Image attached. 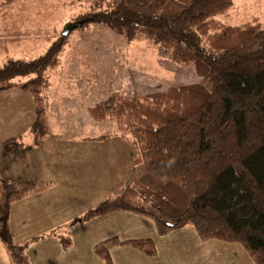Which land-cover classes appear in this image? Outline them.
Masks as SVG:
<instances>
[{
	"label": "trees",
	"instance_id": "1",
	"mask_svg": "<svg viewBox=\"0 0 264 264\" xmlns=\"http://www.w3.org/2000/svg\"><path fill=\"white\" fill-rule=\"evenodd\" d=\"M89 3L43 54L0 63V91L17 87L33 97L36 140L46 133L47 72L59 66L72 33L90 24L109 27L127 43L141 42L159 57L192 62L202 80L133 97L115 92L88 109L96 121L112 122L136 155L128 179L81 219L120 210L150 219L159 235L192 226L202 241L239 244L253 264H264V26L219 21L233 0ZM15 145L7 141L4 148ZM47 186L0 176V239L10 264H31L11 238L10 207ZM61 243L66 247L69 241L61 237ZM125 243L155 253L151 239ZM120 244L112 238L94 251L104 264H113L109 249Z\"/></svg>",
	"mask_w": 264,
	"mask_h": 264
},
{
	"label": "crops",
	"instance_id": "2",
	"mask_svg": "<svg viewBox=\"0 0 264 264\" xmlns=\"http://www.w3.org/2000/svg\"><path fill=\"white\" fill-rule=\"evenodd\" d=\"M69 42L70 38L62 48L59 66L47 74L46 133L41 139L36 140L31 133L35 119L31 93L17 87L0 91V176L13 182L48 183L45 189L14 202L9 211L11 238L25 248L30 263L102 264L94 251L95 245L116 238L121 244L109 249L112 262L118 263V256L129 255L142 261L141 264H159L156 243H167L164 249L169 253L174 249L172 244L190 237L195 248L218 247L222 254L216 260L207 259L205 254L203 259L198 256V262L189 259L186 264H238L237 255L253 264L238 245L222 241L202 243L191 226L158 235L150 219L120 210L81 219L104 200L111 188L125 182L122 181L129 160V141L116 133L112 122L96 121L88 109L112 93L129 94L126 90L97 94L96 73L89 69V56L81 48L68 49L65 56L68 47H64ZM102 124L108 126L107 130L96 129ZM7 141L16 147L5 150ZM112 175L117 182L114 186ZM89 190L90 199L84 193ZM61 237L69 241L66 248ZM136 239L154 240L155 253L147 256L141 250L132 251L139 249L125 241ZM6 262L10 264L0 239V264Z\"/></svg>",
	"mask_w": 264,
	"mask_h": 264
},
{
	"label": "rangeland",
	"instance_id": "3",
	"mask_svg": "<svg viewBox=\"0 0 264 264\" xmlns=\"http://www.w3.org/2000/svg\"><path fill=\"white\" fill-rule=\"evenodd\" d=\"M90 4L89 0H13L8 3L1 0L0 63L6 57L29 60L43 54L49 46L50 40L67 30L70 23L74 21V17L87 10ZM217 19L226 25L238 26L255 21L264 26V0H233L229 11L225 15L218 16ZM70 41L64 47V49L68 47L65 56L68 55L71 48L85 50L89 56V69L96 73L97 94L126 90L129 95L140 96L162 92L171 87L200 83L202 80L192 62L177 63L156 56L153 49L143 46L141 42H130L126 45L122 35L98 23L90 24L85 30L73 32ZM117 75L120 77L117 78ZM107 128L106 124L96 126L97 130L103 129L102 131ZM127 147L129 160L126 178L122 182L126 181L130 175L133 168L132 159L136 155V147L130 141ZM123 176L125 175L122 174V178H124ZM115 179V175H112V185L117 183ZM84 193H87L90 199L92 191ZM151 222L153 223V221ZM190 229L195 231L192 226ZM197 237L199 238L198 235ZM189 239L190 237H187L177 241L176 245L172 244L174 249L169 253L164 249L168 246L167 243L161 245L156 243L159 251L157 262L159 264H186L189 259L198 262V256L203 259L205 254L207 259L221 258L222 252L218 247L195 248ZM199 240L202 243H208V245L212 243L211 241L221 242L219 240L202 241L200 238ZM235 245L241 247L239 244ZM243 251L245 250L243 249ZM4 257L7 261L6 254ZM235 258L238 264H248L239 255ZM2 259L5 263V259L3 257ZM118 260V263L115 261L116 263L113 262V264L142 263V261H137L134 256L129 255L118 256ZM101 262L104 264L102 260Z\"/></svg>",
	"mask_w": 264,
	"mask_h": 264
}]
</instances>
